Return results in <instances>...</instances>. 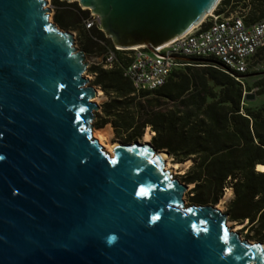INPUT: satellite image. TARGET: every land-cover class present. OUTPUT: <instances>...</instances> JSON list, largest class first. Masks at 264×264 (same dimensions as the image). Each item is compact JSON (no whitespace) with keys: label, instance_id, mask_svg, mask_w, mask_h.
I'll return each instance as SVG.
<instances>
[{"label":"water","instance_id":"1","mask_svg":"<svg viewBox=\"0 0 264 264\" xmlns=\"http://www.w3.org/2000/svg\"><path fill=\"white\" fill-rule=\"evenodd\" d=\"M63 1L97 14L120 49L156 51L221 0ZM52 11L0 0V264H264V244L218 205L184 207L192 186L166 150L136 140L111 155L93 136L100 88Z\"/></svg>","mask_w":264,"mask_h":264},{"label":"trees","instance_id":"2","mask_svg":"<svg viewBox=\"0 0 264 264\" xmlns=\"http://www.w3.org/2000/svg\"><path fill=\"white\" fill-rule=\"evenodd\" d=\"M54 8L56 23L78 31L90 56L115 52L111 66L89 67L107 97L95 112L96 125L112 124L125 143L150 131L157 149L175 162L190 163L182 181L192 186L186 192L191 205H218L230 189L229 220L247 222L245 227L263 239L264 169L258 166H264V103L250 104L245 93H264V71L251 85L249 72L232 74L215 57H191L164 85L138 90L124 75L133 50L117 49L100 25L87 28L91 13L76 2L54 0ZM237 9L248 25L264 20V0H221L215 11L228 16ZM263 52L261 47L253 59Z\"/></svg>","mask_w":264,"mask_h":264},{"label":"built area","instance_id":"3","mask_svg":"<svg viewBox=\"0 0 264 264\" xmlns=\"http://www.w3.org/2000/svg\"><path fill=\"white\" fill-rule=\"evenodd\" d=\"M215 10L186 33L157 47L156 51L145 46L132 49L134 58L124 75L138 90L156 89L166 83L174 69L187 65L191 57H215L232 74L249 72L253 56L264 47V20L248 25L238 13L224 16ZM85 24L87 28L101 26L100 18L92 12ZM94 59L89 60V67L100 63L108 67L116 55L110 50Z\"/></svg>","mask_w":264,"mask_h":264},{"label":"rangeland","instance_id":"4","mask_svg":"<svg viewBox=\"0 0 264 264\" xmlns=\"http://www.w3.org/2000/svg\"><path fill=\"white\" fill-rule=\"evenodd\" d=\"M67 2H70V1H67ZM73 2H76L77 5L81 6V8L87 9V8L83 7L80 4V2L71 1V3H73ZM48 5L53 8V11L51 13V20L56 23V21L54 20V14H55V11H56L55 8H54V0H48ZM88 10H89L90 13H92V11L90 9H88ZM233 12L234 13H239V9H237L236 11H233ZM56 24L58 25V27H60L63 30H67V31L73 32L74 37H75L74 46L78 50H84V49H82V46H81V43H80V35H79L78 31H75L74 29L69 28V27H63V26H61L58 23H56ZM87 55H88V59L91 60V61L96 57V56H90L88 53H87ZM263 71H264V52L261 55L257 56L255 59H253L251 70L248 73L249 74L248 81L250 82L251 85H253L257 81V79L259 77V73H257V72H263ZM85 75L90 77L91 78V83L94 84L95 75L89 71V68L87 69V72L85 73ZM100 90L102 91L101 88H100ZM249 92H254L255 93L256 91L252 90V91H249ZM106 100H107V97L105 96L104 92L102 91V94L99 95L96 98V101L100 104V109H101V106H102L103 102L106 101ZM251 101H252V103H250V104H253V105L264 103V93L260 94L258 96L256 94V98L254 100H251ZM101 133L105 137L104 143L101 142V144H103L105 149L111 155H113L114 154V149L111 150L112 145L114 143L124 142V141L121 138H117L116 137L115 132H114V128L112 127V124L109 123V124H107V125H105L103 127H98L96 125V121H93V136L98 138L97 135L101 134ZM138 140H140L141 142H145V137L143 136L141 139H138ZM99 141H100V139H99ZM170 160L172 161L171 165L173 166V162H175V161L173 160L172 157L170 158ZM189 164H190L189 162L180 163L178 168L174 167L173 170H172L174 176L179 178L180 180H182V176H183L185 170L188 168ZM169 169H172V168H169ZM232 196H233V192H232V190L229 189V190L226 191L225 196L220 201V203H219L220 205H218V206L224 212L226 211V208H227L226 205L229 202V200L232 198ZM190 205L191 204H190V202L188 200V196H187V194H185L184 207H189ZM228 224L234 230H237L240 233V236H241L242 239H244L246 241H249L251 243L262 242L264 244V238L261 239V238L255 237L254 236L255 233L253 231L249 230L247 227H245L247 225V222L238 223L236 221L229 220ZM239 224H240V226L238 227Z\"/></svg>","mask_w":264,"mask_h":264},{"label":"bare ground","instance_id":"5","mask_svg":"<svg viewBox=\"0 0 264 264\" xmlns=\"http://www.w3.org/2000/svg\"><path fill=\"white\" fill-rule=\"evenodd\" d=\"M217 8V6L216 7H214L213 9H212V11L209 13V14H211L215 9ZM209 14H207V15H209ZM102 94V91L100 90V95ZM97 137L100 139V142H102V143H104V141H105V137H104V135H102V133L101 134H98L97 135ZM144 137H145V141H150V139H151V137H152V133L150 132V131H147L146 133H145V135H144ZM114 144H116V143H114ZM113 144V145H114ZM112 145V146H113ZM114 148H112L111 147V150H113ZM159 151H162V150H159ZM158 151V152H159ZM170 156L168 155L166 158H165V162H166V167L167 168H174V167H176V168H178L179 167V162H173V166L171 165V160H170ZM258 168L259 169H264V166L263 165H259L258 166ZM218 205H220V204H218ZM240 226V224L238 225V227Z\"/></svg>","mask_w":264,"mask_h":264},{"label":"crops","instance_id":"6","mask_svg":"<svg viewBox=\"0 0 264 264\" xmlns=\"http://www.w3.org/2000/svg\"><path fill=\"white\" fill-rule=\"evenodd\" d=\"M258 96V95H257Z\"/></svg>","mask_w":264,"mask_h":264}]
</instances>
